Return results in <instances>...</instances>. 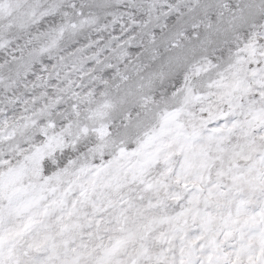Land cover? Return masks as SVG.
<instances>
[{"label":"snow or ice","instance_id":"6c2138e0","mask_svg":"<svg viewBox=\"0 0 264 264\" xmlns=\"http://www.w3.org/2000/svg\"><path fill=\"white\" fill-rule=\"evenodd\" d=\"M0 264H264V0H0Z\"/></svg>","mask_w":264,"mask_h":264}]
</instances>
